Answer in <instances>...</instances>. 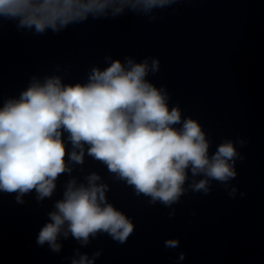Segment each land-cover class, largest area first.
Wrapping results in <instances>:
<instances>
[{
	"label": "clouds",
	"instance_id": "9594fccd",
	"mask_svg": "<svg viewBox=\"0 0 264 264\" xmlns=\"http://www.w3.org/2000/svg\"><path fill=\"white\" fill-rule=\"evenodd\" d=\"M181 0H0V27L13 22L18 31L35 35L58 34L70 25L122 15L125 9L156 19V10ZM106 67H92L84 83L65 84L59 76L43 82L33 78L18 98L0 107V193L36 199L51 198L57 180L71 175L69 163L82 165L85 154L101 163L117 181L130 186L136 196L166 208L185 194L189 174L201 177L192 191L210 192L211 182L227 187L237 176L236 160L243 159L235 143L225 139L210 153L211 140L192 117L182 116L179 105L170 106L167 89L157 87L149 75L160 71V60L137 62L104 57ZM243 142H241L242 144ZM71 145L69 150L68 145ZM92 172L85 182L67 181L62 198L39 231L37 243L58 252V237L71 235L82 245L98 235L124 244L135 225L123 211L108 202L109 185ZM236 188L229 191L234 197ZM243 195V193L241 194ZM175 215L170 212L169 217ZM178 239L165 241L177 248ZM81 255L73 264H94ZM179 259H184L181 253Z\"/></svg>",
	"mask_w": 264,
	"mask_h": 264
}]
</instances>
